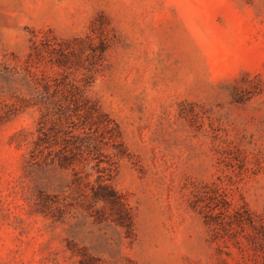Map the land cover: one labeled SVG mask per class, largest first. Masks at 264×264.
I'll use <instances>...</instances> for the list:
<instances>
[{"label":"rangeland","instance_id":"374dc122","mask_svg":"<svg viewBox=\"0 0 264 264\" xmlns=\"http://www.w3.org/2000/svg\"><path fill=\"white\" fill-rule=\"evenodd\" d=\"M0 264H264V0H0Z\"/></svg>","mask_w":264,"mask_h":264},{"label":"trees","instance_id":"16d2710c","mask_svg":"<svg viewBox=\"0 0 264 264\" xmlns=\"http://www.w3.org/2000/svg\"><path fill=\"white\" fill-rule=\"evenodd\" d=\"M43 124H44V116H42L39 122L38 137H37V140L34 142V150H38L40 153L43 151V148L45 147V145L49 144V138H50V136H48V134H46V132L44 131ZM56 144L57 143L54 142L53 145H56ZM76 147H78L77 149L80 150L79 148L80 146H76ZM62 149H65V147H63ZM57 152H60V150ZM68 158L69 157H67L66 155L58 156V164L60 166H63L64 162L67 161ZM92 195L95 201L102 200V201L107 202V185L98 184V189L96 191H93Z\"/></svg>","mask_w":264,"mask_h":264}]
</instances>
